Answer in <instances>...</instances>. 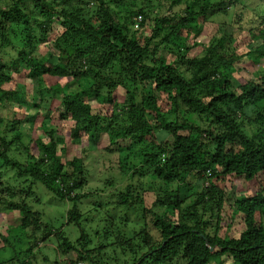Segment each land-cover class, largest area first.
<instances>
[{"label": "trees", "instance_id": "obj_1", "mask_svg": "<svg viewBox=\"0 0 264 264\" xmlns=\"http://www.w3.org/2000/svg\"><path fill=\"white\" fill-rule=\"evenodd\" d=\"M8 1L0 8V125L8 126V136L0 132V202L2 170L13 172L20 186L31 185L20 190L27 198L4 203L22 216L20 228L32 241L25 253L34 255L38 243L54 237L53 264H225V257L232 264H264V17L257 33L249 34L251 45L261 44L239 54L231 26L223 25L206 46L197 41L210 13L227 14L233 2L188 0L193 4L181 13L156 17L149 33L148 13L125 0H79L81 8L75 0ZM89 3L97 5L96 17ZM112 3L127 6L123 16ZM244 58L253 72L238 82ZM34 83L40 101H50L45 115L26 91ZM49 112L50 122H42ZM59 120L70 125L73 145L104 141L107 151L123 156L126 175L138 172L154 185L156 210L143 206V184L116 189L107 210L95 203L100 220L92 232L101 241L119 231L117 219L127 221L126 211H141L143 225L133 239L120 236L110 246L90 248L93 239L83 224L92 226L98 217L91 220L81 209L91 197L81 193L88 172L83 157L67 159L69 143ZM16 143L27 145L29 161L11 157ZM228 177L253 185L254 192L227 206L226 185L233 186ZM187 178L195 181L198 196L185 206ZM38 184L72 204L67 223L79 228L76 242L64 227L52 229L28 202ZM0 238L12 246L8 237ZM109 248L115 256L106 253ZM4 264L34 261H20L14 253Z\"/></svg>", "mask_w": 264, "mask_h": 264}, {"label": "rangeland", "instance_id": "obj_2", "mask_svg": "<svg viewBox=\"0 0 264 264\" xmlns=\"http://www.w3.org/2000/svg\"><path fill=\"white\" fill-rule=\"evenodd\" d=\"M177 0H125L124 4L131 5L135 7V10L143 9L146 13L149 15V20L146 24L147 29H152L154 25V19L159 16H165L170 15L171 13H181L182 9H186L188 7L185 6H191L193 2H188V0H178L181 1V5H176ZM212 3H219V2H233L232 6H229L227 9V14H224L220 11L215 10L213 13H210L208 22L205 23V25L202 27L204 30L202 36L197 40L200 44L206 46L209 44L212 37L215 35H221V27L223 25L231 26L233 30V37L236 40V47L237 45V51L239 54H244L247 51L255 50L261 42H255L252 45L250 44V33L256 32L257 29L261 28L260 25V19L264 17V0H211ZM9 3L8 0H0V8H7V4ZM80 3L79 0L73 1V4L76 6ZM112 7L114 10L119 12V15L121 14L123 16V10L127 8V6H119L117 7V4L112 3ZM80 5V4H79ZM89 7V13L91 15H95L96 17V10L97 5H94L93 3H89L86 5ZM80 8L82 5L79 6ZM85 7V5H84ZM138 28V23L133 25V30H136ZM59 29L58 26H56V31ZM230 31V30H228ZM146 35V30L143 33ZM45 47H48V43L45 45ZM44 47V48H45ZM42 48L40 50V54L44 55L46 52V48ZM7 50H10L8 48ZM201 53V51L199 50ZM166 56V55H165ZM10 54H7L5 56V60H10ZM241 63V64H240ZM239 63V68L241 67V72L237 71L235 74V77L238 82H240L242 79L246 78V76L249 75V73L253 72V67L251 66L250 62L247 58H244ZM241 65V66H240ZM244 68V70H243ZM256 70V68H254ZM23 81V80H20ZM21 83V82H19ZM25 84V83H22ZM30 94H33L34 100L37 102L40 101V96L38 94V86L37 83H34L31 85L30 89L28 88L26 90ZM21 92H24L21 90ZM120 101H123L122 99L125 98L124 92L119 91L118 97ZM42 103V108L44 110V114L46 111H48V107L50 105V101L48 98H46L43 101H40ZM33 111V110H32ZM49 116L46 117L42 122L49 123L50 117L52 118V113L49 112ZM42 116V115H41ZM41 116H38L39 122H41L42 118ZM43 117V116H42ZM58 117V114L57 116ZM194 119L201 124L202 126H205L204 123H201L197 117H194ZM58 123L62 127V132L64 135H66L68 139V153H67V159H72L74 156H80L84 158L86 169L88 172V182L87 186L81 191L82 194H90L91 197L87 200H84L81 204V209L83 210V213L89 216V219H96L95 216L98 217L96 219V222L94 225L90 226L87 224H83L86 227V230L88 233H90L91 238L93 239V244L90 245L91 249H94L97 247V245H107L110 246V244L116 240V237H126L129 239H133L135 235L139 232L143 225V220H141L142 217L138 215L140 212L132 213L126 211V214H128V220L120 221L117 219V224H119V231L116 232L110 240H103L101 241L98 236H94V232H92L93 229L96 228L97 222L100 220V217L98 216L100 213L96 212L94 209L95 203L102 204V208L98 210H107L108 207L106 204L109 202V197L114 193V191L117 190H123L126 189L128 185H134L137 188H140V185L143 184V188L147 187V191L144 192L140 189H138V192L141 193L142 199L144 201L143 206L148 209L156 210L159 208V205L156 207L154 206L156 204V201L158 199V195L156 192H153L154 190H151V185L154 186L150 179H147V177H142L141 175L137 174L133 176L132 178L130 175H126L121 167V161L123 156L119 152H109L106 150V143L104 141L97 144L94 140H84L82 141V144L80 145H73L69 137L71 135L70 132V125L63 121L59 120ZM7 123L4 121L0 125V132L2 135H7ZM37 128L39 125L36 126ZM248 131L252 130L253 128L246 124L245 127ZM35 129V128H34ZM37 135L45 137V135L37 130ZM8 136V135H7ZM11 137V135H10ZM29 141V140H28ZM27 140H24V144L28 143ZM27 145H20L18 143L14 144L11 151V157L21 163H25L26 161L30 160V152L26 150ZM35 152V151H34ZM37 154V152H35ZM2 170V177L1 182L4 183V186L2 188L3 192H1V195L3 198V203L0 202V234L4 237H8V239L11 241L12 246L6 245L2 238H0V264H4V262L9 261L13 256L14 253L17 254V258L20 261H26L27 258L34 261V264H53V261L55 260V257H57V254L55 252L56 248V240L54 237H52V241H49L47 243H38L39 247L38 249H33L32 254H26L25 251L29 249L31 242L29 243V240L26 238L25 233L23 232V229L20 228L21 225V214L19 211H11L7 207L8 201H14L16 203L20 202L21 199L27 198L25 194H22L20 190L22 187H26L27 190H29V187L31 186L29 183H25V186H20V184H17L13 181V178L15 174L11 171L4 172ZM228 183H233V186L227 184V206L233 204L236 200L241 198L242 196L251 195V192L255 190L253 185H248L244 181H240L237 179H233V177H228ZM259 181V179L257 180ZM195 181L193 179L187 178V180L182 184L183 194L186 198H188L187 202L184 203L186 205H191L198 196V190L197 185H195ZM10 189V191H8ZM34 191L36 192V196H31L28 200V202L33 206L34 211L40 212L43 216V220L45 223H49L50 227L54 230L63 228V230L66 232V235L69 237V239L73 242H76V240L81 237L79 228L74 226L73 224L69 225L67 223L68 220V213L72 208V204L68 201L60 200L54 197L44 186L41 184H38L34 186ZM26 190V191H27ZM15 196V199H11L10 196ZM225 206V208H227ZM141 208V207H140ZM162 209L160 208V211ZM116 214L118 217L124 216V213H121L120 211H116ZM143 214V213H142ZM94 215V216H93ZM105 215L102 214V218H104ZM230 222V221H229ZM231 223V222H230ZM242 228V225L240 226ZM100 231V230H99ZM153 234L156 236L157 233L153 232ZM136 242V241H135ZM107 254H110V256H115L113 254L112 248H109L106 250ZM104 254V253H103ZM116 255H118L116 253ZM131 256V255H130ZM45 257H48L50 259V262L45 261ZM60 259L64 260L66 259L63 256H59ZM69 259L76 260V254H70ZM232 259L229 257L224 258L225 264H232ZM108 264H114L111 261H108ZM217 264V263H212Z\"/></svg>", "mask_w": 264, "mask_h": 264}, {"label": "built area", "instance_id": "obj_3", "mask_svg": "<svg viewBox=\"0 0 264 264\" xmlns=\"http://www.w3.org/2000/svg\"><path fill=\"white\" fill-rule=\"evenodd\" d=\"M79 264H81V263H79Z\"/></svg>", "mask_w": 264, "mask_h": 264}]
</instances>
